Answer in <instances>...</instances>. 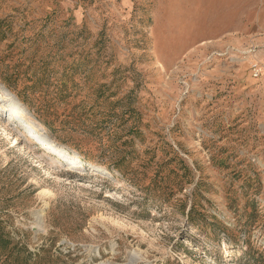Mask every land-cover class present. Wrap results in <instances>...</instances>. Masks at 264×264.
I'll return each mask as SVG.
<instances>
[{"label": "rangeland", "instance_id": "374dc122", "mask_svg": "<svg viewBox=\"0 0 264 264\" xmlns=\"http://www.w3.org/2000/svg\"><path fill=\"white\" fill-rule=\"evenodd\" d=\"M0 88V264H264V0H0Z\"/></svg>", "mask_w": 264, "mask_h": 264}, {"label": "bare ground", "instance_id": "6f19581e", "mask_svg": "<svg viewBox=\"0 0 264 264\" xmlns=\"http://www.w3.org/2000/svg\"><path fill=\"white\" fill-rule=\"evenodd\" d=\"M0 99L3 100V102L6 104V106H10V109L11 110L10 112H12L14 115H16V108L12 105L13 104V95H11L10 92L8 91H4L0 88ZM18 106V105H17ZM28 132L33 135V137L35 139H38V142L42 143L44 145V147H48V149L52 150L53 152H56L58 154H60L61 157H65L66 154H64V152L61 150V147H59L56 143H53V142H50L48 141V139H45V138H40L38 136H35L34 132H32L31 129H27ZM28 133V134H29ZM27 134V133H26ZM30 137V136H29ZM35 141V140H34ZM41 145V146H43Z\"/></svg>", "mask_w": 264, "mask_h": 264}]
</instances>
